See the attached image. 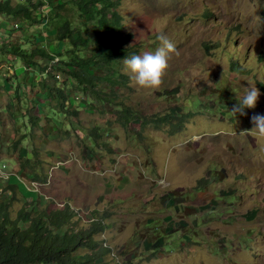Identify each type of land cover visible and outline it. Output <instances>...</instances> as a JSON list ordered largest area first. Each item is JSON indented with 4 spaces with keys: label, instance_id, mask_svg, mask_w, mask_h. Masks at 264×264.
<instances>
[{
    "label": "rangeland",
    "instance_id": "obj_1",
    "mask_svg": "<svg viewBox=\"0 0 264 264\" xmlns=\"http://www.w3.org/2000/svg\"><path fill=\"white\" fill-rule=\"evenodd\" d=\"M113 2L124 24L118 35L131 34L134 51L114 74L125 84H98L103 100L67 75L73 67L63 57H30L69 48L56 32L67 19L82 23L75 2L39 6L33 21L0 13V164L13 174L2 184L18 188L12 215L41 194L53 207L69 203L78 226L103 218L111 264H264V139L242 134L264 114V0ZM93 22L80 56L98 50ZM161 30L174 44L169 68L158 90L138 89L123 60L155 52ZM43 80L64 90L68 111ZM249 81L260 89L257 106L234 115ZM182 115L176 133L156 123L178 125Z\"/></svg>",
    "mask_w": 264,
    "mask_h": 264
},
{
    "label": "trees",
    "instance_id": "obj_2",
    "mask_svg": "<svg viewBox=\"0 0 264 264\" xmlns=\"http://www.w3.org/2000/svg\"><path fill=\"white\" fill-rule=\"evenodd\" d=\"M77 4L83 21L80 25L65 20L57 27V40L69 44V48L62 52L50 54L43 48L33 51L30 57L36 53H42L49 57H63V62L73 70L66 71L79 86L92 90L99 99H107L98 84L107 80L110 83H126V79L119 80L115 77L118 71L117 65L120 58L130 55L134 50L128 43L131 34L118 36L123 30L120 13L117 4L113 0H71ZM102 2L103 8L97 4ZM66 2L56 5L63 7ZM53 5V0H26L25 3L12 4L9 0H0V13H7L27 20L37 19V7ZM52 7V6H51ZM112 9V15L107 13ZM93 22L92 28L99 32L100 43L98 50L92 55L83 57L79 55L81 48H91V36L88 34L89 21ZM76 33V34H75ZM70 46L72 48H70ZM10 50L17 56L29 57L26 50L19 46H13ZM67 52V53H66ZM69 59L68 60V55ZM94 68L109 70V73L100 76L94 72ZM53 73V72H50ZM58 81V80H56ZM44 91L50 98L58 100L62 111H68V97L64 90L56 84L41 81ZM128 109L121 115L126 120L131 115ZM128 115V116H127ZM185 115L180 116V124L175 125L167 117L157 121V125L171 124V132L176 133L181 129ZM47 181L44 177L35 176V180ZM10 181V180H9ZM17 186L11 183L0 185V264H111L106 257L112 251V246L106 244L101 236L109 224L103 218L96 217L89 226H78L74 221L76 210L69 205L65 207L51 206L43 195L37 200L25 202L18 211L16 217L12 215L13 203L18 193ZM5 192H11L13 196H4ZM33 204L29 209V205Z\"/></svg>",
    "mask_w": 264,
    "mask_h": 264
},
{
    "label": "clouds",
    "instance_id": "obj_3",
    "mask_svg": "<svg viewBox=\"0 0 264 264\" xmlns=\"http://www.w3.org/2000/svg\"><path fill=\"white\" fill-rule=\"evenodd\" d=\"M156 40L160 46L155 52L133 54L123 60L124 73L129 75L132 86L138 89L145 91L158 90L169 68V54L174 51V44L162 30L158 32ZM248 84L249 86L245 88L244 94H237L236 96L237 103L231 108L234 115L240 114L246 116V109H255L257 106L261 95L260 89L251 81ZM250 119L253 127L242 134H251L259 139H264V114H253ZM66 205L70 206L69 203H58L56 206L65 207Z\"/></svg>",
    "mask_w": 264,
    "mask_h": 264
},
{
    "label": "built area",
    "instance_id": "obj_4",
    "mask_svg": "<svg viewBox=\"0 0 264 264\" xmlns=\"http://www.w3.org/2000/svg\"><path fill=\"white\" fill-rule=\"evenodd\" d=\"M11 175L13 174L12 172H10V170H8L7 165L5 163L0 164V183L2 182V180H5V179L8 181Z\"/></svg>",
    "mask_w": 264,
    "mask_h": 264
}]
</instances>
